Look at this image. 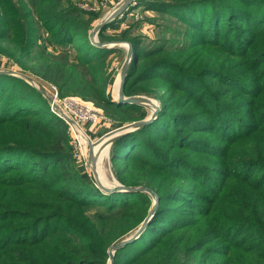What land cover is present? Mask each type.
<instances>
[{
  "label": "trees",
  "instance_id": "trees-1",
  "mask_svg": "<svg viewBox=\"0 0 264 264\" xmlns=\"http://www.w3.org/2000/svg\"><path fill=\"white\" fill-rule=\"evenodd\" d=\"M136 4L178 20L185 42L163 41L146 51L128 30L106 34L116 30L117 19L97 35L101 43L132 47L124 95H136L147 81L160 103L155 121L110 146L116 181L148 188L158 199L146 229L115 252L113 264H145L167 244L161 264H264V0ZM102 16L73 0H0V56L7 58L0 69L15 67L54 85L61 97L93 102L117 127L144 119L143 106L118 104L108 92L114 76L107 59L118 49L90 42ZM42 32L59 54L41 47ZM74 39L82 44L74 43L71 53L64 45ZM130 107L139 109L138 117L116 115H128ZM81 169L64 123L23 78L2 71L0 264H107L110 247L139 227L152 198L106 193ZM68 232H76L78 245L69 244ZM53 246L60 247L57 255L41 252Z\"/></svg>",
  "mask_w": 264,
  "mask_h": 264
},
{
  "label": "rangeland",
  "instance_id": "rangeland-1",
  "mask_svg": "<svg viewBox=\"0 0 264 264\" xmlns=\"http://www.w3.org/2000/svg\"><path fill=\"white\" fill-rule=\"evenodd\" d=\"M123 1L124 0H73V4L76 7L80 8L81 10L85 11L86 13H93V14L102 13L103 14V16L97 22L94 23V25H93V27H94L101 21V19L103 17H105L107 14L111 13L113 10L117 9L123 3ZM136 5L137 4H136V0H135L133 2V4L132 3L130 4V6L126 9L125 12H123L121 15H119L116 18L117 21H119L116 28H115L116 30L108 29L106 31V34L111 35L113 32H116V31L122 32V31L128 30L130 37H138L141 40V45L144 47V49L146 51H150L153 48H155L159 45H162L161 43L163 41H166L165 46H177V45H180V44L185 42V38L182 37L185 33V27H183L178 20H175L172 17H170L168 15L161 14V13L144 11L142 8H135V7H137ZM123 22H124V25L122 24ZM42 35H43L42 39L40 40L41 47L48 49L51 53H54L55 50H52V48L48 44V36L43 32H42ZM97 40H98V38H97ZM74 43L82 44V42L80 40L74 39L73 43H68L67 45H64V47L69 49L71 51V53H74L72 51L74 49V47H73ZM126 43L127 42H122L121 46L116 48V49H118V51L115 52L114 54H112L111 56H109V58L107 59V64H106L107 72L110 75L114 76L113 86H112V88H110L108 90L112 99H113V92H114V95H116V93H117V89H118V85H119V77L118 76L120 74V71L122 69V66H123L125 58H126V51H127ZM122 45H125V46L123 47ZM1 48H2V46L0 45V49ZM58 49L59 50L55 51L57 54H59L60 47H58ZM85 50H86V48H85ZM71 53H70V56H72ZM0 59L3 63L7 62L6 61L7 58H5L4 56H0ZM144 61L145 60L139 61L138 65L136 67V70H135L136 71L135 75L139 74V72L142 70V63ZM6 70L7 69H6L5 65H4V68L2 67L0 69V71H6ZM158 71L159 70L153 69L151 72L157 73ZM11 72H15V73L20 74L19 72H17L15 67L11 70ZM20 75L22 76V77L20 76L21 79L23 78V80L28 84V82L25 78V77H28V75H25V74H20ZM12 76H14V75H12ZM16 76L18 77V75H16ZM131 80H132V78L129 79V82H131ZM36 82L38 84L37 85L38 87L36 88L35 86H33V87L31 86V88L34 89L35 91H37L40 94V96L42 97V99H44L47 102V98L49 97L48 96L49 95L48 90L43 91L41 88V86L45 87L46 85H44V84L41 85L40 82H38V81H36ZM134 91L137 94L133 95V96H141V97L149 98L153 102V104L159 108V110H158V113H159L160 103L155 97V94L157 92L154 89L153 83H148L147 81L140 82L136 86ZM166 92H167L166 89H162L160 91L161 94L166 93ZM133 96H131V97H133ZM94 106L96 108L101 109V107H98L95 104H94ZM129 109H131L129 111H132V112L128 113V115H125L123 113H116V115L119 117H125L128 120L139 116L138 115L139 109L137 110L136 108H132V107H130ZM143 109L146 112V117L144 119L140 120V122L144 121L145 119H147L151 115V113L153 112V106H151V108L143 107ZM102 112L104 114L103 110H102ZM104 116H105V114H104ZM157 116H158V114L156 115V117L153 121H155L157 119ZM105 118H106V121L101 122V124L97 125L96 127H93V131H92L93 142H96L97 140H99L101 137H103L105 134L109 133L110 131L119 128L116 126L117 124L114 123V121L111 118H108L106 116H105ZM134 122H137V121H134ZM132 123H133L132 121H125L122 126L129 125ZM102 130L105 133L102 134V132H103ZM182 130H183L182 128H180L178 130L180 134H181ZM93 132H95V133L93 134ZM196 134L197 133H193V132L187 133V135H189L188 137H191V136L196 135ZM103 149H105L106 152H105V154H103L102 157L98 156V161L96 163L98 180L100 183L111 187V186L115 185L116 184L115 182H117V181L114 178L113 172H112L113 163L111 162V159H110V149H109V151H107V148H101V149L96 148L95 151H96V153H98ZM173 153H176V151H174ZM81 173L83 175H87L92 181L95 182V184L97 186L96 178L94 176L93 169H92L91 165H89L87 163V165L84 167V169L83 168L81 169ZM182 183H184L185 185H192L193 184L190 181H185ZM91 212L92 213H86V215L84 216V218H86V220L88 222L92 220V214H94L93 211H91ZM85 227L87 228L88 226H85ZM68 235L72 237V240L69 244L78 245L80 243V240L75 237L76 232H68ZM98 235H99V233H98ZM128 236H126V237H128ZM66 244H63L60 247H63ZM116 244H117V242L114 243L112 246H114ZM168 246L169 245L167 244L165 250L161 249L160 251H157V252H154L156 250L154 248L150 252V254L152 252H154L153 253L154 255L152 254L153 256L145 264H161L163 262V260L165 259V256L169 252V251H167ZM60 247L53 246V247L45 248V249H42L41 252L49 251L52 255H57L58 253L54 252V251H57ZM127 264H131V262L130 263L128 262Z\"/></svg>",
  "mask_w": 264,
  "mask_h": 264
},
{
  "label": "water",
  "instance_id": "water-1",
  "mask_svg": "<svg viewBox=\"0 0 264 264\" xmlns=\"http://www.w3.org/2000/svg\"><path fill=\"white\" fill-rule=\"evenodd\" d=\"M135 0H124L123 3L115 10H113L111 13L107 14L105 17L101 19V21L94 26L92 29V32L90 33V42L92 45L101 47V48H108V49H116L121 46L122 42H104L101 43L97 40V35L100 32L101 29H103L108 23L115 20L119 15H121L123 12L126 11V9L130 6V4L134 2ZM127 45V51H126V58L124 61V64L122 66V69L120 71V85L118 89V93L116 97H113V101H115L118 104H129V105H139L143 107H148L147 105L153 106V112L151 115L145 119L144 121H137L133 122L132 124L121 126L117 129H114L110 131L109 133L105 134L103 137H101L99 140L94 142L95 144L102 142L105 138H109L107 140L106 146H108V151L110 149L111 144L117 140L118 138L131 133L135 130H138L142 128L143 126H146L155 119L156 115L158 114L159 108L153 104V102L149 98L141 97V96H133V97H126L123 92V86L124 81L128 73L129 66L131 64L132 58H133V51L131 45L126 43ZM2 71H0L1 73ZM5 73H9L10 75H13L11 71H4ZM106 136V137H105ZM89 146L88 150V161L90 162L91 166L95 165L94 160V153H93V145ZM95 176V175H94ZM97 186L106 193H112V192H128V193H135V192H141L146 193L152 198V206L148 211V214L144 221L139 225V227L132 232L127 238L121 240L116 245L111 246L108 252L109 259L108 264L114 263V254L117 250L124 248L125 246L133 243L135 240L139 238L141 233L146 229L149 222L151 221L152 217L154 216V213L156 211V208L158 206V199L154 192L149 190L148 188H142V187H125L121 185L118 182H115L116 184L113 186H106L98 181L96 179Z\"/></svg>",
  "mask_w": 264,
  "mask_h": 264
},
{
  "label": "built area",
  "instance_id": "built-area-1",
  "mask_svg": "<svg viewBox=\"0 0 264 264\" xmlns=\"http://www.w3.org/2000/svg\"><path fill=\"white\" fill-rule=\"evenodd\" d=\"M12 73L14 76H21L18 73ZM25 78L32 87H38L36 81L40 82L41 85H46L45 87L41 86V88L43 91L48 90L47 103L49 112L60 119L66 127L72 159L83 169L87 163L91 165L88 161V150L89 146L94 143L92 139L93 127L106 121L102 110L96 108L92 102L84 101L79 97H61L54 85L45 84L31 77Z\"/></svg>",
  "mask_w": 264,
  "mask_h": 264
},
{
  "label": "bare ground",
  "instance_id": "bare-ground-1",
  "mask_svg": "<svg viewBox=\"0 0 264 264\" xmlns=\"http://www.w3.org/2000/svg\"><path fill=\"white\" fill-rule=\"evenodd\" d=\"M123 47L125 46V45H122ZM119 77V85H120V75L118 76ZM119 85H118V89H119ZM118 89H117V93H118ZM117 93H116V95H114V92H113V97H116L117 96ZM148 107L147 108H151V105L149 104V105H147ZM152 110V109H151ZM106 137V136H105ZM109 138H105L102 142H100V143H94V145H93V153H94V160H95V165H93L92 166V169H93V173H94V175H95V178L96 179H98V173H97V166H96V163H97V161H98V156L99 157H102L103 156V154H105V149H103V150H101L100 152H98V153H96V148H107V151H108V146H106V143H107V140H108ZM105 146V147H104ZM99 181V180H98Z\"/></svg>",
  "mask_w": 264,
  "mask_h": 264
},
{
  "label": "crops",
  "instance_id": "crops-1",
  "mask_svg": "<svg viewBox=\"0 0 264 264\" xmlns=\"http://www.w3.org/2000/svg\"><path fill=\"white\" fill-rule=\"evenodd\" d=\"M124 25V22L122 23ZM122 26V25H121ZM103 131V130H102ZM105 133L104 131L102 132V134Z\"/></svg>",
  "mask_w": 264,
  "mask_h": 264
}]
</instances>
